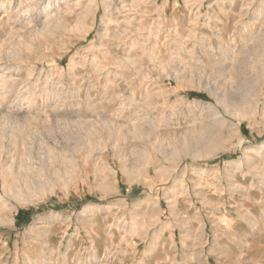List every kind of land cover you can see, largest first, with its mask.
Here are the masks:
<instances>
[{"label":"rangeland","instance_id":"374dc122","mask_svg":"<svg viewBox=\"0 0 264 264\" xmlns=\"http://www.w3.org/2000/svg\"><path fill=\"white\" fill-rule=\"evenodd\" d=\"M0 264H264V0H0Z\"/></svg>","mask_w":264,"mask_h":264},{"label":"trees","instance_id":"16d2710c","mask_svg":"<svg viewBox=\"0 0 264 264\" xmlns=\"http://www.w3.org/2000/svg\"><path fill=\"white\" fill-rule=\"evenodd\" d=\"M192 98H203V99H205L206 97L205 96H201V95H199V94H191L190 95Z\"/></svg>","mask_w":264,"mask_h":264}]
</instances>
